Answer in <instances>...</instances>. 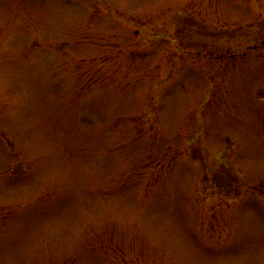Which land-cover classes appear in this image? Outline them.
<instances>
[{
	"label": "rangeland",
	"instance_id": "obj_1",
	"mask_svg": "<svg viewBox=\"0 0 264 264\" xmlns=\"http://www.w3.org/2000/svg\"><path fill=\"white\" fill-rule=\"evenodd\" d=\"M0 264H264V0H0Z\"/></svg>",
	"mask_w": 264,
	"mask_h": 264
}]
</instances>
